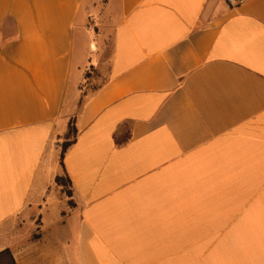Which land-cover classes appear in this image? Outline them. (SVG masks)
Returning a JSON list of instances; mask_svg holds the SVG:
<instances>
[{"label":"crops","instance_id":"crops-1","mask_svg":"<svg viewBox=\"0 0 264 264\" xmlns=\"http://www.w3.org/2000/svg\"><path fill=\"white\" fill-rule=\"evenodd\" d=\"M94 9L112 50L79 107L103 63ZM62 174L71 197L50 195ZM5 251L0 264H264V0H0Z\"/></svg>","mask_w":264,"mask_h":264},{"label":"rangeland","instance_id":"rangeland-1","mask_svg":"<svg viewBox=\"0 0 264 264\" xmlns=\"http://www.w3.org/2000/svg\"><path fill=\"white\" fill-rule=\"evenodd\" d=\"M86 11L83 12L81 21L86 18ZM88 29L92 32L94 36H97L98 41L97 44L100 47V52L103 55V63L99 64L97 67H87L84 70L81 79L78 83V89L75 91V97L77 103L83 98L85 101L94 90L100 86L106 78V64L107 59L111 55L112 50V29L109 26L112 25L110 18L106 15L103 9H94L91 10L89 18H88ZM76 53H75V69H74V77L73 82L76 83L80 77L81 69L80 67L83 64L85 58V49H86V34L83 29H78L76 32ZM77 106V105H76ZM71 116L70 118H72ZM69 118V119H70ZM68 119V120H69ZM66 128L62 132L65 133ZM62 142L63 138L60 139ZM62 176H64L62 174ZM69 187L63 189L59 187L56 182L53 183V187L50 189V195L56 197L58 193L61 191L66 195V191ZM57 201V200H55ZM63 207V204L59 202H55L52 204L51 210H57Z\"/></svg>","mask_w":264,"mask_h":264},{"label":"trees","instance_id":"trees-1","mask_svg":"<svg viewBox=\"0 0 264 264\" xmlns=\"http://www.w3.org/2000/svg\"><path fill=\"white\" fill-rule=\"evenodd\" d=\"M99 87L100 86H98L94 90L93 93H95L99 89ZM83 103H84V100L82 98L79 101V107H81ZM77 137H78L77 118H76V116H73L72 118H70L68 120V123H67V126H66V131L63 134V137H62V134L59 135V137H58V141H59L60 146H61L62 158L65 156V154L68 151V149L72 145H74V143L77 140ZM62 138H63V141L60 142L61 141L60 139H62ZM63 175L64 176L59 175L56 178V184L59 187H62L63 189H65L66 187H69L68 190L65 193H66V196L71 197L72 196L71 181L65 174H63ZM70 204L73 205L74 203L70 201ZM0 256L9 257L10 253H9V251H5Z\"/></svg>","mask_w":264,"mask_h":264},{"label":"built area","instance_id":"built-area-1","mask_svg":"<svg viewBox=\"0 0 264 264\" xmlns=\"http://www.w3.org/2000/svg\"><path fill=\"white\" fill-rule=\"evenodd\" d=\"M247 0H227L230 6L232 7H238L245 3Z\"/></svg>","mask_w":264,"mask_h":264}]
</instances>
